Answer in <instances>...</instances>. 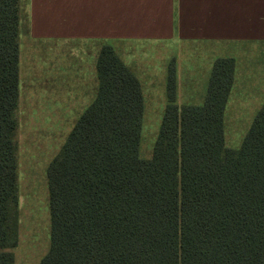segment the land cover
Instances as JSON below:
<instances>
[{
	"label": "trees",
	"instance_id": "1",
	"mask_svg": "<svg viewBox=\"0 0 264 264\" xmlns=\"http://www.w3.org/2000/svg\"><path fill=\"white\" fill-rule=\"evenodd\" d=\"M19 0H0V264L17 243ZM97 92L47 167L50 236L37 264H264V99L238 148L223 112L234 59L217 58L200 105L168 101L149 158L143 100L112 46Z\"/></svg>",
	"mask_w": 264,
	"mask_h": 264
},
{
	"label": "crops",
	"instance_id": "2",
	"mask_svg": "<svg viewBox=\"0 0 264 264\" xmlns=\"http://www.w3.org/2000/svg\"><path fill=\"white\" fill-rule=\"evenodd\" d=\"M103 44L139 81L141 130L146 116L160 124L171 61L174 102L200 105L213 62L234 59L224 125L228 115L253 117L264 99V63L232 49L264 46V0H19L17 237L31 226V243L47 245L43 255L50 236L47 167L96 95ZM38 148L45 151L33 153L43 157L40 164L29 158Z\"/></svg>",
	"mask_w": 264,
	"mask_h": 264
},
{
	"label": "rangeland",
	"instance_id": "3",
	"mask_svg": "<svg viewBox=\"0 0 264 264\" xmlns=\"http://www.w3.org/2000/svg\"><path fill=\"white\" fill-rule=\"evenodd\" d=\"M234 49L236 55L241 59L249 58V62L256 63L259 60L264 63V46L260 45H241L237 46ZM236 56V57H237ZM170 63H173L171 61ZM170 65V64H169ZM18 112V111H17ZM253 117H249L245 114L238 115L237 117L229 116L226 118L224 125V137L225 145L232 148H238L240 142L247 131ZM16 119L18 121V114H16ZM157 117L156 116H146L145 124L141 130V139L138 149V155L141 158H149L151 155L152 145L154 143L157 131L158 124L156 125ZM19 132L18 125L15 134V142L18 147L19 143ZM35 152H45L42 148L35 149L30 153L29 158H31L36 164H40L43 157H39L37 160L34 159L33 153ZM19 176L18 165H17V179ZM18 182V180H17ZM33 196L32 198H35ZM22 237H17V243L14 247L11 248L13 253V264H37L39 259L43 255V252L46 249L45 242L41 243L38 239L35 242L31 243L33 236L31 235V226L23 225L22 226ZM43 239H45L43 237Z\"/></svg>",
	"mask_w": 264,
	"mask_h": 264
}]
</instances>
